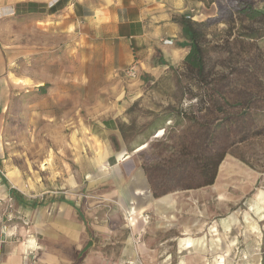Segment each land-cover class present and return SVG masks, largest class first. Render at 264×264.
Here are the masks:
<instances>
[{"label":"rangeland","instance_id":"1","mask_svg":"<svg viewBox=\"0 0 264 264\" xmlns=\"http://www.w3.org/2000/svg\"><path fill=\"white\" fill-rule=\"evenodd\" d=\"M212 1L185 13L205 23L200 77L169 51L159 63L156 51L148 75L126 79L86 31L66 28L65 12L52 21L45 10L0 15V177L25 206L16 213L0 190V264L16 252L19 264L75 258L72 202L104 231L92 230L93 248L74 264H264V27L230 19L233 0ZM251 1L264 12V0ZM249 29L258 37L246 38ZM116 126L126 146L103 133ZM124 151L127 160L107 159ZM215 154L224 158L203 186L202 161ZM136 174L149 198L170 205L167 214L149 206L133 229L120 185ZM88 234L78 233L80 244Z\"/></svg>","mask_w":264,"mask_h":264},{"label":"crops","instance_id":"2","mask_svg":"<svg viewBox=\"0 0 264 264\" xmlns=\"http://www.w3.org/2000/svg\"><path fill=\"white\" fill-rule=\"evenodd\" d=\"M15 5L25 6V9H21L20 6H18V9ZM199 6V0H19L15 4H9L4 2V0H0V11L45 10V16L50 21H52V17L65 12L70 22L65 24L66 28L70 29L71 27L72 30L77 29L80 32L86 31L84 36L96 42L97 56L101 57V61L109 66L114 75L123 73V70L130 65H135L137 76L139 72L148 75V57L150 55L153 58L156 51L161 53L163 60L166 57L165 51H169L168 55L175 61L183 60L187 53V48L178 47L183 42V39L180 38L179 25L172 21V17L185 14L187 11L196 10ZM42 19L38 18V21L45 22L47 20ZM165 41L167 43H164ZM123 77L125 78L124 75ZM109 124L110 122H104V126ZM118 127L116 126L111 131L105 130L103 133H116L114 134L115 137L119 142L123 141L125 145ZM159 132L162 133V130ZM143 148L140 145L134 152L140 151ZM128 157L129 155H126V151H124L118 155L108 154L107 159L122 162L127 160ZM120 186L122 187L121 189L126 190L127 195L125 200L127 201L126 206H128V215L130 217L128 219H130V222L127 221L131 228L135 229L137 219L143 217V213L149 206L160 211L161 214L168 213L170 205L168 197L162 196L156 201L153 197L149 198L148 189L142 180H140L139 174L134 175L127 183ZM3 188L5 190V200L15 202L16 213H19V211L24 212V201L22 199L19 200L16 192L8 185L6 178L4 180L0 177V190ZM68 204L74 210L75 218L73 217L69 220L71 225L70 228H67V231H70L75 243L80 247L76 250L75 258L69 261L62 260V258L50 253L48 260H46L50 264H57L61 260L69 264L76 263L86 250L93 248L91 239L92 230L96 234L104 232L100 226L87 224L85 218L73 202ZM77 217L80 218V222H77ZM223 224L225 230L229 231L232 226L229 217ZM82 229L89 234L80 244L78 233ZM213 229L215 231H212ZM1 232L0 247H4L7 242L3 241ZM209 233L212 238H220L215 226L209 229ZM192 242L190 240L185 241V248H192L194 245V242ZM188 244H190V247H187ZM24 249L25 247H22L23 251ZM126 249H128L126 253L129 255L135 253L129 245L126 246ZM137 250L139 249L136 248ZM7 258L5 264H19V252L11 254Z\"/></svg>","mask_w":264,"mask_h":264},{"label":"trees","instance_id":"3","mask_svg":"<svg viewBox=\"0 0 264 264\" xmlns=\"http://www.w3.org/2000/svg\"><path fill=\"white\" fill-rule=\"evenodd\" d=\"M203 2L204 0H199ZM212 1V0H211ZM213 2V1H212ZM235 16V17H234ZM230 19L234 20L235 18L241 19V23L244 20L249 22H253L255 20H260L264 27V12L256 9L251 0H233L231 9H230ZM234 17V19H233ZM172 21L179 25L180 27V38L183 39V42L178 45L180 48H187V53L183 58V62L186 67L193 71L197 77H200L203 73V48L201 46V40L203 38L202 27L205 25L203 22H196L192 20V17L189 15H178L173 16ZM262 29V27H261ZM245 34H243L246 38L254 39L258 37L256 31L251 29L247 30ZM264 33V30H261ZM159 60L161 64H165L163 62L161 53L157 51ZM207 92L201 96V101L205 96H207ZM226 105L227 102L223 101ZM170 115L165 116L162 120H170ZM174 118H184V114L176 115ZM161 120V121H162ZM153 125V124H152ZM118 130L122 134L123 140L124 134L122 126L118 127ZM126 144V142H125ZM224 154H215L208 157H205L201 164V175L204 178L203 186L212 185L214 179L216 177L217 167L220 162L223 160ZM4 180L5 178L2 177ZM166 191H162L157 193V191L153 190V196L157 197L158 194H164Z\"/></svg>","mask_w":264,"mask_h":264},{"label":"built area","instance_id":"4","mask_svg":"<svg viewBox=\"0 0 264 264\" xmlns=\"http://www.w3.org/2000/svg\"><path fill=\"white\" fill-rule=\"evenodd\" d=\"M8 10H2L0 11V15L3 14V13H7ZM164 43H167V41H165ZM171 43V42H169ZM123 74L126 78L128 79H133V78H136L137 77V68L135 65H130L129 67L125 68L123 70ZM1 173V172H0Z\"/></svg>","mask_w":264,"mask_h":264},{"label":"bare ground","instance_id":"5","mask_svg":"<svg viewBox=\"0 0 264 264\" xmlns=\"http://www.w3.org/2000/svg\"><path fill=\"white\" fill-rule=\"evenodd\" d=\"M129 221H130V219H128ZM212 231H215L214 229L212 230ZM187 247H190V244H188V246Z\"/></svg>","mask_w":264,"mask_h":264}]
</instances>
